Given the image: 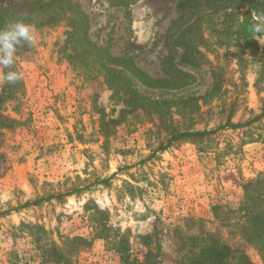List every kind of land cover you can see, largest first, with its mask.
<instances>
[{
  "label": "rangeland",
  "instance_id": "374dc122",
  "mask_svg": "<svg viewBox=\"0 0 264 264\" xmlns=\"http://www.w3.org/2000/svg\"><path fill=\"white\" fill-rule=\"evenodd\" d=\"M67 1L88 17L91 55L72 57L82 43L73 50L66 42L65 20L34 27L35 45H19L15 53L23 79L8 95L0 82V115L7 118L0 126V264H55L44 262L40 249L54 243L71 250L67 264H120L119 238L129 260L142 262L148 234L152 252L159 246L157 264H182L186 249L178 229L200 223L219 228L233 249L263 264L239 239L235 223L243 184L264 173V116L251 121L264 109V53L253 55L236 35L203 23L200 65L180 63L178 48L174 66L182 79L172 81L161 64L178 0ZM245 10H237L240 18ZM225 13L211 16L218 29L226 26L220 25ZM186 18L190 24L199 15ZM106 66L124 71L122 78L150 100L216 93L182 113L172 108L158 117L151 107H133L122 115L132 105L108 86ZM230 113L231 123L245 125L223 126ZM102 114L120 119L107 124V133ZM214 129L157 149L173 134ZM72 189L78 191L63 196ZM216 204L230 212L228 220L214 219ZM95 210L102 211L95 214L105 220L106 238L89 223ZM73 237L84 241L73 248L66 243Z\"/></svg>",
  "mask_w": 264,
  "mask_h": 264
},
{
  "label": "trees",
  "instance_id": "16d2710c",
  "mask_svg": "<svg viewBox=\"0 0 264 264\" xmlns=\"http://www.w3.org/2000/svg\"><path fill=\"white\" fill-rule=\"evenodd\" d=\"M244 8L246 10L240 14V18L237 10ZM176 9L180 14L166 29L164 44L167 48V53L163 57L161 64L163 72L170 77L172 81L175 80L178 82L182 79L180 72L174 66V58L178 48L181 49L180 63L192 67L200 65L202 53L199 51L198 45L203 41V36H200V32L203 31L201 28L203 23H206L205 27L211 31L215 30L224 34L236 35L235 41L243 48H250L253 55L259 52L264 53V46L259 48L257 41L253 38V33L249 30L250 25L259 20H264V0H178ZM221 11L226 12L225 15L229 16V18L224 17L220 25L226 26L225 28L221 26L222 28L218 29L216 24L218 25L219 22H214L211 16ZM191 14H198L199 18L189 24L186 16ZM87 19L88 17L83 11L67 0H0V29L7 27L10 23L20 20L30 23L34 27L56 24L59 21L65 20L70 26V29L66 31V42L74 45L73 50L78 46V43H82L81 46L76 48V53L72 55V57H77V53L80 54L81 60L89 57L92 52L91 48L94 47L88 38ZM221 41H218V43L221 44ZM25 45L27 46V44H22L21 46ZM95 53L97 52L95 51ZM97 57L102 59L105 56H101L98 53ZM99 63L101 65V62ZM104 69L108 77V86H110L113 92L121 90L126 94V98H123V101L132 105L128 110L122 109L120 111L122 115L126 111H131L133 107L143 110L145 107L149 109L151 107V109L156 110L158 117H163L165 113L172 108H174L176 112L182 113L181 109L185 111L187 105H190L188 108L194 109L196 106L198 108L199 106L196 100H202L203 103H207L206 99L212 98L216 93V89L213 88L203 95L196 97H187L185 99L165 98L159 99L158 101L150 100L148 97L139 94L136 88L130 86V83L122 78L124 71L107 66ZM136 71L139 72L138 69H136ZM12 87L11 84L6 83L4 85V95H8L7 91L11 90ZM192 101L193 103L191 104ZM261 116H264V109L260 115L256 116L251 121ZM104 117L105 114H102L100 126L103 133H107V124L116 123L120 119H105ZM230 117L231 113L228 115L227 121L223 126L236 128L245 125L231 123ZM6 119L5 116L0 115V126L5 125ZM215 130L216 129L207 131H186L173 134L168 138L165 144H160L157 149L165 150L175 141L185 138L203 137L213 133ZM104 182H106V180H104ZM242 188L243 196L236 210L237 221L235 224L237 236L245 245L247 244L256 249L264 264V173H259L255 178L247 180ZM75 191L78 190L72 189L64 193L63 196L72 194ZM49 197L50 196L40 198L33 202H26L24 206L30 204L37 205ZM56 197H60V195ZM222 209L223 207L218 204L211 207L214 219L219 221L228 220L230 212L223 211ZM95 213L102 214V211L95 210L94 212H88L89 223L94 230H96L99 237L106 238L108 234L104 233L108 228L105 224V220L98 217ZM197 226V228L192 229L188 227L185 232H183L182 229H178L179 233H181L180 240L185 245L181 247V249H186L185 253L182 254L184 260L182 264H255L247 254L233 249L225 240L219 228L207 230L202 223ZM144 237H146L147 240L144 243L149 247V250L142 262L129 260V255L126 254V240L121 238L116 240L114 250L120 255V264H157V250L159 246L157 244L156 252H152V246H149L151 235L148 234ZM83 241L84 239L80 237L66 239V243L72 244L73 248H76L78 244ZM40 249L42 250L41 256L44 262L50 261L55 264H67L69 262L67 253H71V250H66L65 247H58L54 243L48 248L41 246Z\"/></svg>",
  "mask_w": 264,
  "mask_h": 264
},
{
  "label": "clouds",
  "instance_id": "9594fccd",
  "mask_svg": "<svg viewBox=\"0 0 264 264\" xmlns=\"http://www.w3.org/2000/svg\"><path fill=\"white\" fill-rule=\"evenodd\" d=\"M249 30L253 38L264 45V20L253 23ZM35 43V29L30 23L20 20L0 29V82L14 85L23 79V73L14 67L15 53L19 45L34 46Z\"/></svg>",
  "mask_w": 264,
  "mask_h": 264
}]
</instances>
